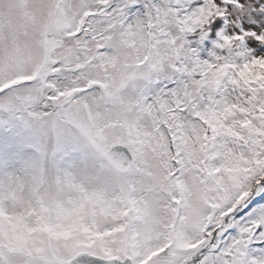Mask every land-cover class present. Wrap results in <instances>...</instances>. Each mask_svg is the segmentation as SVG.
<instances>
[{
    "label": "snow or ice",
    "instance_id": "obj_1",
    "mask_svg": "<svg viewBox=\"0 0 264 264\" xmlns=\"http://www.w3.org/2000/svg\"><path fill=\"white\" fill-rule=\"evenodd\" d=\"M0 264H264V0H0Z\"/></svg>",
    "mask_w": 264,
    "mask_h": 264
}]
</instances>
